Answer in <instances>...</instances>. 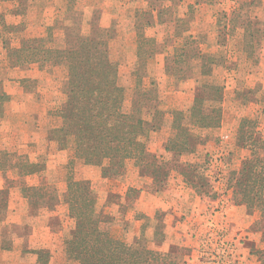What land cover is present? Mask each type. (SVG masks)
Masks as SVG:
<instances>
[{"label":"rangeland","instance_id":"rangeland-1","mask_svg":"<svg viewBox=\"0 0 264 264\" xmlns=\"http://www.w3.org/2000/svg\"><path fill=\"white\" fill-rule=\"evenodd\" d=\"M197 1H0V23L8 26L0 33V94L6 96L0 102V264H78L65 255V240L77 222L68 210V176L88 180L100 227L115 239L140 238L151 252L148 264H233V256L261 248L264 219L247 209L228 178L250 153L237 144L241 120L253 121L264 140V37L245 51L250 37L243 36L246 27L264 30V0ZM187 36L195 40L192 46L184 45ZM86 37L104 41L101 55L115 63L124 110L141 108L149 131L144 168L128 159L103 177L100 166L75 157L71 138L59 149L51 138L71 105L66 67L19 64L10 57L34 38L60 50L76 48ZM181 46L188 55L215 54L220 63L201 77L194 57L174 63V47ZM204 79L223 86L220 125L193 128L201 136L193 152L166 151L175 134L171 111L185 112ZM199 177L206 185L198 186ZM164 215L180 221L187 246L159 250L165 247L163 228L169 227ZM188 255L193 262H186ZM240 263L259 264L253 253Z\"/></svg>","mask_w":264,"mask_h":264},{"label":"trees","instance_id":"trees-1","mask_svg":"<svg viewBox=\"0 0 264 264\" xmlns=\"http://www.w3.org/2000/svg\"><path fill=\"white\" fill-rule=\"evenodd\" d=\"M200 1L211 0L196 3ZM168 8H163L164 12ZM261 32L264 30L258 27L244 29V38L250 37L247 39L250 43L244 44L245 51H252L253 39L259 38ZM189 37L184 38L185 46L195 43ZM29 42L10 55L14 63L54 62L63 64L68 71L71 105L66 112L63 110L61 123L52 131L51 138L59 149L66 148L68 138H71L75 157L86 165L100 166L103 177L124 168L128 159H134L140 168L146 167L145 143L149 131L143 123L139 105L124 110L125 93L117 82L115 63L101 55L105 54L101 50L104 41L86 37L78 47L60 50L44 48V39L34 38ZM172 56L176 65L187 64V58L192 61L194 57L198 74L204 78L209 77L213 66L220 63L215 54L207 53L202 57L194 52L188 55L183 46L174 47ZM198 85L201 92L196 93L185 112L171 111L175 134L166 142V151L177 155L193 152L201 140L193 128L210 129L221 123L223 86L205 79ZM5 97L0 94V102ZM237 144L250 153L228 178L229 184L247 209L258 211V219H264V140L255 133L254 122L248 118L238 125ZM199 178L198 186L201 187L205 183L203 177ZM192 186L197 188L196 184ZM67 188L69 215L77 221L73 235L65 240L68 258L78 264H148L151 252L147 246H141L140 238L132 242L115 239L100 227L101 217L95 210L96 199L87 179L75 180L68 176ZM261 242V248H255L251 253L257 256L259 264H264V230L261 231Z\"/></svg>","mask_w":264,"mask_h":264},{"label":"crops","instance_id":"crops-1","mask_svg":"<svg viewBox=\"0 0 264 264\" xmlns=\"http://www.w3.org/2000/svg\"><path fill=\"white\" fill-rule=\"evenodd\" d=\"M0 1H2V0H0ZM11 2H16V0H10ZM180 1V0H179ZM179 1H175L174 3L177 5L178 3L177 2H179ZM174 4V5H175ZM13 6V5H12ZM13 13H14V15L16 14V7L15 6H13ZM6 27H8V26H6L5 24H4V21H2V24L0 23V33L1 32H4L5 33V28ZM258 28H260L259 26H257ZM262 33V32H261ZM264 36L262 35V36H260L259 37V39H261V38H263ZM3 184V183H2ZM177 187H179V186H177ZM182 188H186V190L187 191H189V190H192V188H190V187H184V186H181ZM189 188V189H188ZM3 188H2V185L0 186V191H2L3 192ZM193 191V190H192ZM188 195L189 196H194L195 194H193V193H191V192H188ZM182 205H185V202L182 204ZM180 215V213H176L175 212V215ZM173 218H172V221L170 222V220H167L168 218H167V215H164V218H165V220H164V223L166 224H168L169 225V227L171 228V233L173 234H170V232H168V229H169V227H165V228H163V232L161 233V240H162V242L165 244V247L164 246H162V247H159V250H161L162 252H164V251H167V249L169 248V247H173V246H177V245H179V246H187V243H186V241H185V239H184V237H187V234L185 235V236H183L184 235V232L180 229V227H178L177 226V224H179L180 223V221L179 220H177L176 218H175V216H172ZM174 219V220H173ZM190 219H191V217H190ZM190 219L188 220L189 221V224H191L192 226H193V222H190ZM184 224H186L187 225V222H184ZM197 228H199V227H197ZM140 232V231H139ZM146 233V232H145ZM196 234H199V232H197ZM146 235H147V233H146ZM150 235H151V238L153 237V233L152 234H149V237H150ZM194 240H195V243H197V237L195 236V238H194ZM247 254H249V256H252V253L250 252V253H248V252H241V255H242V258L240 257V255L239 256H233L234 258V262H233V264H241L240 263V260H243V259H245V257H246V255ZM189 257L186 259V262H193V259H191V257H192V255H188ZM196 257V256H195ZM195 259V258H194ZM186 264V263H185Z\"/></svg>","mask_w":264,"mask_h":264}]
</instances>
